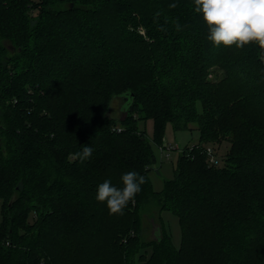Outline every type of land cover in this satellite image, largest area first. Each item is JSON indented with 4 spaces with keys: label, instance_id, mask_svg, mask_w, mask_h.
Returning <instances> with one entry per match:
<instances>
[{
    "label": "trees",
    "instance_id": "1",
    "mask_svg": "<svg viewBox=\"0 0 264 264\" xmlns=\"http://www.w3.org/2000/svg\"><path fill=\"white\" fill-rule=\"evenodd\" d=\"M194 7L0 0V264H264V59L250 44L221 65L228 47L207 39ZM125 93L127 116H111ZM168 123L200 137L158 192L152 143ZM223 141L225 163L211 165L207 147ZM83 146L93 153L81 163ZM128 171L146 183L111 215L97 187L122 188ZM152 202L178 216L179 247L164 228L142 239Z\"/></svg>",
    "mask_w": 264,
    "mask_h": 264
},
{
    "label": "clouds",
    "instance_id": "2",
    "mask_svg": "<svg viewBox=\"0 0 264 264\" xmlns=\"http://www.w3.org/2000/svg\"><path fill=\"white\" fill-rule=\"evenodd\" d=\"M194 5V11L202 14L208 27L207 39L214 46L243 48L255 44L264 59V0H194ZM176 28L181 29L179 23ZM92 153V146H83L74 156L83 163ZM121 181L122 188L113 186L110 180L97 187L95 198L106 203L111 215L124 214V209L141 191L146 178L136 171H128L121 176Z\"/></svg>",
    "mask_w": 264,
    "mask_h": 264
},
{
    "label": "rangeland",
    "instance_id": "3",
    "mask_svg": "<svg viewBox=\"0 0 264 264\" xmlns=\"http://www.w3.org/2000/svg\"><path fill=\"white\" fill-rule=\"evenodd\" d=\"M39 1V0H35ZM144 33L143 29L139 30ZM247 53V45L243 48H237L235 46L228 47L226 51L219 58L221 65L229 60L235 59L239 54ZM224 69L219 65L212 69L210 73V78L214 79L215 82H219L224 78ZM224 96V93H222ZM109 114L111 116L124 119L127 113L121 111L120 100L115 98ZM140 128L145 130L148 137L153 140L154 135V120L148 119L140 123ZM200 133L197 128L192 130H181L177 131L173 128L171 123L167 124L165 130V141L162 145H157L154 142L153 148L156 154V163L151 169L149 176L153 183V187L156 191H162L165 186V181L167 179H172L175 173V167L177 165L180 152L186 146H193L199 142ZM167 145V149L163 152L161 147ZM218 152L217 156L219 158L220 164L224 165L225 155L230 147L229 141L217 142L212 145ZM171 148V149H170ZM169 154V155H168ZM160 226L170 233L172 241L175 246L179 247L182 240V229L180 221L177 215L169 210L160 211V207L157 203H150L143 209V219H142V239L148 241L155 235L152 234L154 226ZM151 252V248L148 249ZM139 254L136 256L133 264H141L139 261Z\"/></svg>",
    "mask_w": 264,
    "mask_h": 264
},
{
    "label": "water",
    "instance_id": "4",
    "mask_svg": "<svg viewBox=\"0 0 264 264\" xmlns=\"http://www.w3.org/2000/svg\"><path fill=\"white\" fill-rule=\"evenodd\" d=\"M115 98L120 100L121 111L122 112H126L128 106L130 104V101H131L130 93L121 94V95H119V96H117ZM152 234L155 235L154 238L156 236H159L161 234L160 226L155 225Z\"/></svg>",
    "mask_w": 264,
    "mask_h": 264
},
{
    "label": "built area",
    "instance_id": "5",
    "mask_svg": "<svg viewBox=\"0 0 264 264\" xmlns=\"http://www.w3.org/2000/svg\"><path fill=\"white\" fill-rule=\"evenodd\" d=\"M167 149V145L165 144V146L161 147V150L164 152ZM171 149V148H170ZM183 150V149H182ZM181 150V151H182ZM207 153L209 156V162L211 165H219L220 161L219 158L217 156V151L215 150L214 147L212 146H208L207 147ZM169 155V154H168Z\"/></svg>",
    "mask_w": 264,
    "mask_h": 264
}]
</instances>
